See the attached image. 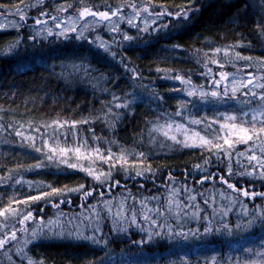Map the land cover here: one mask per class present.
Returning <instances> with one entry per match:
<instances>
[{"label":"rangeland","instance_id":"obj_1","mask_svg":"<svg viewBox=\"0 0 264 264\" xmlns=\"http://www.w3.org/2000/svg\"><path fill=\"white\" fill-rule=\"evenodd\" d=\"M36 1H38V6L32 9V11L28 10L30 4L27 3L24 5L25 8L19 7L22 9L26 17L25 21H20L17 8L11 11L5 10V12H0V25H3V28L0 29V31L11 34V42L9 43L8 48H4L5 50L3 49V52L10 56L15 57L16 55L21 56L20 58L28 59L27 65L22 67L20 72L28 71L32 68V64L37 66L48 65V60L46 61L44 59L43 52L54 46V42L58 41L65 45L67 40H74L75 48L76 44H78L84 48L95 49L101 56V60L117 65L119 63V59L117 58L123 54L124 48H129L130 45H137V43H141L142 41L147 43L157 38H164V40L169 39L168 37L171 35H175L191 25V17L196 11H199L203 6L216 0H196L188 7L191 11L189 12L187 19L183 16L180 18H173L170 15L157 18L154 14L165 9L159 7L157 12H153L149 7L141 6L140 3L127 4L124 8L105 7L102 10H97L108 11L109 13L111 11L119 10L118 15L112 17L110 21H100L98 18L91 16H87L83 20L79 19V12L85 7H74V2L72 0L68 1L69 4H63L62 0H58L55 4L52 3L54 0H44L45 2L42 3L40 0ZM245 1L248 2V5L253 10L259 12L264 19V0ZM49 5H51L49 11L44 9V6L47 8L50 7ZM133 5H135V8H133ZM145 7H147L149 12L153 13V15H149L148 12L140 11V15L136 16V11ZM61 8L64 10L59 11L58 9ZM181 9L169 10L168 12H177ZM92 10L95 11L94 9ZM33 13H36V15ZM16 16H18V19L15 18ZM45 16L49 17V22L44 21L46 20ZM53 17L56 18L55 21L52 19ZM129 18L133 19L136 27L129 25ZM37 19H40L43 23L37 25L35 23ZM153 20L156 22L153 23ZM61 21H63L61 27L57 28L55 26L56 23ZM107 25H110L109 31H105ZM164 25H167V27H164ZM73 27H75L76 31L71 30ZM113 27H116L117 31L113 32ZM142 28H147V31H140ZM49 29L51 30L52 35L48 34ZM57 33L63 34L57 35ZM81 33L83 34L82 36ZM124 34L133 37V39L131 41H125L123 39ZM17 40L20 41L19 44H16ZM102 43L109 47L107 53L103 51V48L99 47ZM13 45L15 46L13 47ZM241 50L247 52V47L238 43L231 47L220 48L219 52L212 51L210 53H196L195 56L199 62L197 63L195 72L194 70L191 72L182 70H162L159 72L160 74L153 83L150 80L142 81L139 77L133 79L132 75L131 78L136 81L134 83L135 87H133L131 92L128 91L127 96L125 97L120 94L117 95L119 96V100H113V106L115 103H127L128 107L117 109L129 110L136 102H143L153 106V109L157 114H155V117L152 120L153 124L150 131L146 133L141 142H138L137 148H132V151L129 154L123 145L115 149L113 148L114 142H112V148L107 146L110 142L109 139H106L109 138V129L107 126L103 125V121L100 122L102 125L99 124L98 130H96L94 126L96 123H92L93 120L89 121L88 119L79 120H88L89 122L77 123L75 129L71 127L72 122H74V120L71 119L59 121L63 126L58 129L51 121L36 123L37 127L30 129L25 136L31 137L32 139H21L20 144L24 145L29 151H32V153L37 155V163H39L41 167H30L15 172V174L13 173L12 175L7 176L11 177V179H7V177H4L3 179L0 178V188H8L12 191L18 189L27 194L32 193V196L38 195L41 192L51 191L52 188L64 189L65 192L63 195L52 196L29 206L34 213V216L37 217V221L31 223L26 222L25 225H20L15 219L5 221L3 217H0V224H7V226L0 231V237L5 233L11 234L12 231H17L24 227L29 229L28 232L17 231V240L7 244L4 249H0V264H29L31 259L28 252L40 242L65 241L77 243L83 242L94 245L89 241L77 239L75 235H69V230H71L72 233H75L77 229L82 231L84 235H92V229L96 227L95 223L89 227V221L87 220L81 222L80 214L84 212V209L80 207L83 202L81 199L82 193L67 191V189L77 188L79 185H63L58 187L37 178L39 175L53 174V176H55L71 173L75 176H82L84 183L81 185L85 186L84 191L90 189L93 190V196L88 197L87 201L83 203H85L86 206L89 204H97L98 210L101 211L102 219L99 227L104 240H107L106 236L112 232L114 235H123L126 238H130L131 235L134 234L138 241H141L142 239L144 241L147 240L148 235L146 232L141 231V228H149V225L139 218V204L136 205L138 213L137 224L132 225L128 222L123 224L126 231H113V221L106 211L100 209V203L112 200L115 205L118 202L123 201L125 207L130 208L133 203L132 197H135L137 200L144 199L143 197L138 196L140 193L144 192V189H142L143 187H141V181H145L144 179L150 173V171H147L146 169L151 168L149 166L151 162H153V159L175 154L180 155L187 151H195L202 154L201 157H203V161L200 166L208 168L213 162H221L219 165H228L227 168L231 166V177L235 179L233 182H238L237 187L257 192L255 186L246 187L243 183L244 179L254 182H264V180L259 179V171L251 169L246 159L247 155L253 154V151H249L252 147L251 142L247 145L243 143L236 144L234 149L229 150L230 155H226L224 152L217 151L214 148L209 150L206 147L200 146L184 147L183 144H178L170 139H166L160 132L152 131V129L158 125L171 123L173 124V129L170 132V135H176L177 139L180 141L187 139L189 144H198V136H203L206 139L213 140L214 143L223 144L222 137L224 133L227 132V129L222 130L220 125L222 123H229L225 120L226 116H236L237 122H240L241 120L244 122H250L253 110L257 108L259 101L253 100L252 103L246 104L244 101L250 98L241 95V93H236L237 98L232 99V93L230 91L231 80L233 76L237 79H247L249 73H252L256 77H264V64L261 63V61L264 60L259 58H252L251 61L235 59L236 53H240L242 56H249L248 52L245 53ZM225 52H227V55H225ZM112 53H115V56H113ZM191 56L188 54L185 57L188 59ZM212 60L217 61V63H212ZM221 63L224 65L223 68L219 67V64ZM70 69H72L70 70L71 72H73V70L77 71L72 66H70ZM209 69H211V71H209ZM220 72H226L231 75L228 80L223 81L220 87L217 88L213 82L220 79L218 75ZM176 76H180L182 80L190 81V83L185 84L181 80L175 79ZM83 80V83L87 86L85 87L87 90H93V86H95V88H103L110 82L109 78L101 79L99 83L93 78L87 79L83 77ZM259 82L264 83V79H260ZM157 83H159V85L168 86V88L171 89L172 94H181L183 97L180 99V102L168 106L163 96L157 93V90L163 88L161 86L159 87ZM128 85L129 82H126L124 85L122 84V90ZM225 85L229 88L227 94H225ZM104 89H106V87ZM193 89H195V94L188 96L187 92ZM212 91H217L220 95L213 97L210 95ZM258 91H264V89ZM200 92L208 93V95L202 97L199 95ZM109 94L112 95V92L109 91ZM177 111H179L181 115L177 116ZM244 113H247V115H244ZM193 120L200 121V123L194 124L191 122ZM47 125H52V127H47ZM176 125H181L182 127L179 130H176ZM194 134H198V136ZM217 136H220L221 139L217 140ZM103 138H105V140ZM261 139H264V137ZM44 140L48 141L49 148L57 145L61 147L79 146L85 156H87L89 152H92L93 155L88 158L77 160L72 153H69L67 157L68 162L76 163L78 165L77 169H72L67 167L66 163L60 162L64 159L62 157H54L52 160L48 159L51 152L48 148L43 147ZM259 143L260 142L257 141L254 149L256 155H261ZM36 147H40L42 151L36 152ZM97 148L100 149L101 156H107L110 152L112 158L107 162L97 158L94 152ZM140 152H143L145 156L140 157ZM241 152L245 153V156H239L238 153ZM122 155L125 157L124 160H120ZM206 160L207 163H205ZM113 164L115 167L112 166ZM241 165L244 167H241ZM81 166L85 169L91 166L96 174H99L101 171L105 173L111 172V177L108 179L102 177V182H97L92 176H89L86 171L80 170ZM245 168L253 171L252 177L236 174L244 172ZM157 170L158 173L161 171V169ZM136 171H141L142 175L136 176ZM36 174L37 176H35ZM208 175L211 177L209 181L205 180L202 184L196 183L195 186L192 184V187L187 180L183 179V181L186 182L184 183L179 179L175 180L174 176H171V179L170 177L168 178L167 183L170 182L169 186L180 189L178 199L183 200L185 204L189 203L186 199L188 193L184 191L186 186L188 189L192 190V194L196 195V201L194 203L201 209L198 213L195 207H193V210L189 208L181 210L179 223H177L175 216L169 214V223H171L175 229L180 228L183 230L187 225L197 224L199 221L203 222L196 228L198 239L201 241L206 240V242L229 239L231 241L230 247L233 251L241 248L243 253L247 255V258L243 259L241 262L235 257L234 259L228 258V262L223 264H264V255H262L264 254V221L257 220L250 227L248 225V221L253 218L256 206L259 205L264 208V197L257 196L254 199H248L239 196L238 193H234L231 189H228L226 184L221 183V177H218L213 181L216 177L215 172L210 171ZM224 175H230L228 170ZM17 179L22 181L21 184L17 185L15 183ZM26 181H30L31 186L26 183ZM117 181L119 182L118 186L116 185ZM208 182L210 184H208ZM133 185L136 187L138 186L137 193L130 189V186ZM169 186L166 187L165 184L162 191L157 195L160 197L159 201L146 200L148 206L151 208H161L165 205L169 196ZM118 189H122V191H119ZM37 190L40 192L36 193ZM149 190H146V192ZM220 192L225 193V198L220 197ZM199 193L207 194L209 197L208 204L204 203V198L199 195ZM101 194H103L102 197ZM27 196L31 195H26L24 197ZM75 196H79L77 203L71 201ZM227 196L232 197V202L227 199ZM125 197H127V199H125ZM14 200H16V197L12 196L8 198L6 200L8 202L7 206ZM61 200L65 201V203L60 204L59 208L52 206L54 203H59ZM241 201L248 205V216L243 215ZM13 207L22 212L25 211V206L22 204H13ZM172 207L175 211L174 204ZM41 208L43 211H40ZM229 208H231V211H228ZM185 211H187V214H191V216L187 217L188 215L184 214ZM188 211L196 213V215L188 213ZM226 211L227 215L224 214ZM125 215H129V213H125ZM205 216L209 217V219L205 220ZM57 217H59L63 229L54 227L51 232L45 229L44 232L41 233L37 228L39 218H43V220L47 222L48 220H56ZM200 218L203 219L199 220ZM69 221H71V223H69ZM224 223L229 224L231 231L223 228ZM209 225L212 227L213 231L210 233H204V228ZM33 229H36L38 232V236L35 240L31 235ZM217 229H219V231H217ZM152 231H156V229H153ZM176 231L178 230L176 229ZM246 234H249L250 236L248 237V241L242 244V236ZM257 239L260 240L259 243H257ZM150 243H152V241L148 242V244ZM198 253L211 259L209 260L211 262L208 264H214V258L220 254L219 249L214 246H208L205 248V251L196 252V255ZM31 262L32 264H40L33 260H31Z\"/></svg>","mask_w":264,"mask_h":264},{"label":"trees","instance_id":"obj_2","mask_svg":"<svg viewBox=\"0 0 264 264\" xmlns=\"http://www.w3.org/2000/svg\"><path fill=\"white\" fill-rule=\"evenodd\" d=\"M68 1L62 0L63 4H69ZM72 1L76 8L88 7L95 11L105 7L124 8L127 4L140 3L141 6H147L153 12H157L159 7L167 11L189 7L196 0ZM37 2L36 0H0L2 5L0 12L24 7L26 3L30 4L28 10L32 11L38 6ZM57 2L58 0H54L52 3ZM51 5L47 8L44 6V9L49 11ZM33 14L36 15V13ZM45 17L44 21L49 22V17ZM15 18L18 19V16ZM191 21L189 27L171 35L167 40L157 38L147 43L142 41L137 45L124 48L123 54L117 58L119 59L117 65L101 60V56L95 49L84 48L78 44L76 49L75 41L67 40L65 45L56 41L54 46L43 52L48 65L32 64V68L24 72L20 70L27 65L28 59L4 53L3 49L8 48L11 42V34L0 31V109H3L0 111V127L3 128L0 131V178L3 179L15 172L33 167L37 163V155L20 144L23 138L15 135V129L19 128L26 136L30 129L37 127L36 123L88 119L96 123L94 126L98 130L100 122L103 121V125L109 129V138H106L110 141L107 144L109 148H112V142H114L113 148L123 145L128 154L132 148H137L138 142H141L150 131L152 120L157 112L154 111L153 106L143 102H136L129 110H118L113 106V97H119L117 96L119 94L125 97L127 92H131L135 87L136 81L131 78L133 72L129 69L135 70L142 81L150 80L153 83L162 70L190 72L194 70L195 72L199 62L196 59V53H210L238 43L247 47L250 57L264 60V19L259 12L248 5L247 1L210 2L196 11ZM109 26H106L105 31H109ZM188 54L192 56L187 59L185 56ZM69 65L72 67L77 65L79 70L71 72ZM83 77L93 78L98 83L101 79L109 78L110 82L105 86L106 89L93 86V90H87ZM126 82H129V85L122 90V84ZM157 85L163 87L157 90V93L163 96L168 106L179 103L183 97L179 93L172 94L171 89L166 85H159V83ZM244 91L246 90L241 89L237 93ZM21 125H23L22 128ZM201 156L202 154L198 152L187 151L180 155L153 159L149 166L150 173L144 179L145 181H141L144 192L138 196L143 198L157 196L165 184L166 187L169 186L170 182L167 183V180L170 176H174L175 180L179 179L181 182H184L183 179L187 180L191 187L192 184L195 186L203 177H209L210 171L215 172L216 177L213 181L223 177L230 183L238 185V182H233L235 179L231 177L232 175H224L228 165H219L221 162H213L208 168L202 166L197 168L196 166L201 165L203 161ZM157 169L161 171L158 173ZM37 178L58 187L84 183L82 176L71 173L55 176L53 174L39 175ZM243 183L246 187L255 186L257 192H264V182L244 179ZM137 187L133 185L130 189L137 193ZM145 189L150 190L146 192ZM118 190L122 191V189ZM39 192L36 191V193ZM24 193L18 189L12 191L8 188H0V209L7 206L6 200L12 196L16 197V200L27 198L28 196L24 197L26 195L32 196V193ZM78 197L75 196L71 201L77 203ZM188 213L193 212L188 211ZM187 215V217L191 216V214ZM201 223L203 222L199 221L197 224L187 225L183 230L176 228L178 231L188 233L186 238L184 236L170 238L167 236V229H164L163 238L154 237L151 240L152 243L148 244L136 243L138 240L134 234L126 238L123 235H114L112 232L106 236L108 243L103 248L83 242H40L29 250L28 254L31 260L42 262V264H101V262L102 264H208L211 259L199 253L196 255V252H203L208 246H214L220 253L214 258V264L228 262V258L237 257L239 262L247 258L241 248L233 251L229 239L209 242L198 239L196 228ZM249 236V234L242 236V244L248 241ZM259 241L257 239V243Z\"/></svg>","mask_w":264,"mask_h":264},{"label":"snow or ice","instance_id":"obj_3","mask_svg":"<svg viewBox=\"0 0 264 264\" xmlns=\"http://www.w3.org/2000/svg\"><path fill=\"white\" fill-rule=\"evenodd\" d=\"M40 2L42 3L43 0H40ZM0 7H2V5H0ZM133 8H135V5H133ZM58 10L63 11L64 9L61 8ZM118 11L119 10L111 11L109 13L108 11H93L92 9L85 7V8H83V10H81L79 12V19L83 20L85 17L91 16V17L98 18V20H100V21H110L112 19V17H116L118 15ZM140 11L148 12L149 15H153V13L149 12V9L147 7H145L141 10H137L135 13L136 16L140 15ZM190 11H191V9H189L186 6L185 8H182L180 11H177V12H168L166 10H162L160 12L155 13L154 15L157 18H162L165 15H170L173 18H180L181 16H183L185 19H187ZM17 13H19L20 21H25L26 17L24 15L22 9L17 7ZM42 15H43V13H42ZM52 19L55 21L56 18L53 17ZM155 22L156 21L153 20V23H155ZM35 23L37 25H39V24L43 23V21H41L40 19H37L35 21ZM62 23H63V21L56 23L55 26L57 28H60ZM128 23H129V25L136 27L132 18L128 19ZM164 27H167V25H164ZM2 28H3V25H0V29H2ZM71 30L76 31L75 27H73ZM112 31L113 32L117 31L116 27H113ZM140 31H147V28H142V29H140ZM48 34L52 35V32L50 29L48 31ZM62 34L63 33H57V35H62ZM82 35L83 34L81 33V36ZM78 38H80V37H78ZM123 39L125 41H131L133 39V37H131L127 34H124ZM19 43H20V41L17 40L16 44H19ZM14 46L15 45H13V47ZM99 47L103 48V51L105 53H107L109 51V47L104 43L100 44ZM215 51L219 52L220 49H216ZM112 55L115 56V53H112ZM225 55H227V52H225ZM235 59L251 61L252 57L242 56L240 53H236ZM211 62L217 63V61H215V60H212ZM261 63L264 64V61H261ZM126 67H127V65H126ZM219 67L223 68L224 65L221 63V64H219ZM73 68H75L77 71L79 70V66H77V65H73ZM129 70L133 72V79H137L138 73H136L135 70H133V69H129ZM157 71H160V69H157ZM209 71H211V69H209ZM218 75H219L220 79L215 80L213 82L215 87H217V88L220 87V85L223 81L228 80L229 76L231 74L226 73V72H220ZM175 79L181 80L185 84L190 83V81L182 80V78L180 76H176ZM260 79H264V77H256L252 73L248 74L247 79H237L234 76L232 77L231 88H230V91L232 93V99L237 98L236 97L237 92H240L241 89H245L246 91L241 92V95H244L245 97H249L250 99H246L244 101V103L250 104V103H252L253 100H257V101H259V104L257 105V108L255 110H253V114H252L250 122H244L242 120L240 122H237L236 116H226L225 117V120L228 121L229 123H222L220 125V128L222 130L227 129V132L224 133V135L222 137L223 144L214 143L213 140L206 139L203 136H198V134H194V135L198 136V141H199L198 144L197 143L189 144L187 139H185L184 141H180L177 139L176 135H174V134L170 135V132L173 129V124H171V123L158 125V126L154 127L152 129V131L160 132L166 139H170L173 142L178 143V144H183L184 147L200 146V147H206L209 150H212L214 148L217 151L224 152L226 155H230L229 150L234 149L236 144L243 143V144L247 145L251 142L252 147L249 149V151H253V154L247 155L246 159H247L251 169L259 171V179L264 180V139H261L262 137H264V91H258V90L264 89V83H260L259 82ZM253 89H255V90H253ZM228 91H229V88L227 85H225V94H227ZM194 94H195V89L187 92L188 96H192ZM199 95L203 97L205 95H208V93L200 92ZM210 95L213 97H217L218 95H220V93L217 91H212L210 93ZM113 100L114 101L119 100V97H113ZM114 107L115 108H126V107H128V104L127 103H125V104L115 103ZM2 110L3 109H0V111H2ZM109 112H111V109H109ZM176 115L179 116V115H181V113L179 111H177ZM244 115H247V113H244ZM88 122H89L88 120H82L79 122L74 121V122H72L71 127L73 129H75L77 123H88ZM191 122L194 124L200 123V121H195V120H193ZM53 123L56 125L57 129L59 127L63 126L59 122H53ZM20 127L22 128L23 125H21ZM47 127H52V125H47ZM181 127H182L181 125H176V130H179ZM2 130H3V128L0 127V131H2ZM15 135L17 137H21L23 139H32L31 137H25L24 133L19 128L15 129ZM216 139L219 140V139H221V137L217 136ZM257 141L260 142L259 146H260L261 155H256L254 153V149L256 147ZM225 146H227V147H225ZM43 147L48 148V150L51 152V155L48 156L49 160H52L54 157H62L64 159H62L60 162L66 163L67 167L72 168V169H77L78 165L76 163L68 162L67 157H68L69 153H72L77 160H80L82 158H88V157H91L93 155L92 152H89L87 154V156H85L81 151V147H79V146L78 147H61V146L57 145L55 147L49 148V144H48L47 140H44ZM35 151L41 152L42 149L40 147H36ZM94 152H95L96 157L104 160V162H107L108 160H110L112 158L110 152H109V155H107V156H101L99 148L95 149ZM238 155L239 156H245V153L241 152V153H238ZM139 156L144 157L145 154L143 152H140ZM124 159H125V157L122 155L120 157V160H124ZM205 163H207V160L205 161ZM112 166L115 167L114 164ZM33 167L40 168L41 165L39 163H37ZM196 167L199 168L200 165H197ZM241 167H244V166L241 165ZM29 170H31V169H29ZM80 170L86 171L87 174L89 176H92L93 179H95L97 182H102V180H101L102 177L104 179H108L111 177V172L105 173V172L101 171V172H99V174H96L95 170L91 166H89L87 169H85L84 167L81 166ZM146 170L151 171V168H148ZM228 172L230 175L232 174L231 166H229ZM236 174L240 175V176L247 175L249 177H252L253 171L249 170L248 168H245L244 172H239ZM141 175H142L141 171H136V176H141ZM7 179H11V177H7ZM170 179H171V176H170ZM209 179H211V177H203L200 181H198V183L202 184L205 182V180H209ZM220 181H221V183L226 184L227 188L231 189L232 192L238 193L239 196H242V197H245L248 199H254L257 196L264 197V192H254V191H250V190L245 189V188H239L236 185H234L233 183H230L227 180H225L223 177L220 178ZM21 182L22 181L20 179H17L15 181V183L17 185L21 184ZM26 183H28L31 186L30 181H26ZM116 185L117 186L119 185L118 181L116 182ZM141 187H143V185H141ZM84 188H85L84 185H79L77 188L67 189V191L82 193L81 199L83 202H86L88 197L93 196V190L90 189V190L84 191ZM168 191H169V196L167 198V202L161 208H151L148 206V204L146 203V200H154V201L160 200L159 196H151V197H145L144 199H141V200H137L135 197H132L133 203H132L130 208H126L123 201H120L115 205L113 204L112 200L103 201L102 203H100V209L103 211H106L108 216L112 219L113 226H114L113 231H126V229L123 227V224L128 223V222H130V224H132V225L137 224L138 213H137L136 205L139 204L140 205L139 218L141 220H143L145 223H147L149 225V228H143V227L141 228V231H144L147 233L148 240L138 241L136 243H148L154 237L163 238L165 235V232L163 231L164 229H167V236L170 238L174 237V236H184L186 238L188 233L183 232V231H176L174 226L171 223H169V214H171L172 216H175L177 219V223H179L181 210H186L190 207H195L197 210V213L199 211H201L199 206L194 203L196 201V195L192 194V190L188 189L185 186L184 191L186 193H188V195L186 196V199L189 201V203L185 204L183 202V200L178 199V197L180 195V189L172 188L171 186H169ZM64 192H65L64 189L52 188L51 191L41 192L38 195L28 196L26 199H23V200H14V201L10 202L8 206L0 209V217H3L5 221H7L9 219H15L16 222L19 223L20 225H25L26 222L31 223V222L37 221V217L34 216V213L30 209L29 206L35 202L48 199L49 197H52V196L63 195ZM199 195H201L204 198L205 204L209 203V197L207 196L206 193H199ZM219 195L221 198H225L224 192H220ZM102 196H103V194H101V197ZM125 199H127V197H125ZM227 199L230 202H232L231 196H227ZM83 202L80 205V207L82 209H84V212H82L80 214L81 222H83L84 220H87V221H89V227H91V225L93 223H95L96 227L92 229V232H93L92 235H84V233L82 231H80L79 229H77V231L75 233H72L71 230H69V235H75L77 239L89 241L92 244L100 246L103 248L107 245L108 242L102 238L101 229L99 227L100 221L102 219L101 211L98 210L97 204H89L86 206L85 203H83ZM213 202H214V200H213ZM62 203H65V201L61 200L59 203H54L52 206L55 208H59L60 204H62ZM69 203H70V201H69ZM240 203H241V206L243 208V215L248 216L249 215L248 205L244 204L242 201ZM13 204L24 205L25 211L22 212V211L18 210L17 208L13 207ZM173 204L175 205V211L173 210V207H172ZM40 211H43V209L41 208ZM228 211H231V208H229ZM85 213H88V214H85ZM125 213H129V215L126 216ZM184 214L187 215V211H185ZM224 214L227 215V211ZM193 215H196V213H193ZM204 219L208 220L209 217L205 216ZM257 220L264 221V208H262L259 205L256 206L255 212L253 214V218L248 221L249 227L253 223H255ZM69 223H71V221H69ZM6 226H7L6 223L0 224V231H2L3 228H5ZM54 227H59V228L63 229V226L60 224L59 217H57L56 220H48L47 222H45L43 220V218H39V221L37 223V228L39 229V231L41 233L44 232L45 229H47L49 232H51ZM237 227H238V225H237ZM223 228L231 231V228H230L229 224H227V223L223 224ZM153 229H156V231H152ZM17 231L28 232L29 229L24 227V228L18 229ZM17 231H12L11 234L5 233L2 237H0V249H4L7 244H9L12 241L17 240V238H18L17 237ZM212 231H213V229L210 225L204 228V233H210ZM217 231H219V229H217ZM31 235H32V238L35 240L38 236L37 230L33 229L31 232ZM262 255H264V254H262ZM29 264H32L31 260L29 261ZM40 264H42V262H40ZM101 264H102V262H101Z\"/></svg>","mask_w":264,"mask_h":264}]
</instances>
